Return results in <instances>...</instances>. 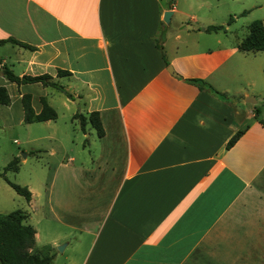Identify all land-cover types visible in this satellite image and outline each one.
Instances as JSON below:
<instances>
[{"label":"crops","instance_id":"obj_1","mask_svg":"<svg viewBox=\"0 0 264 264\" xmlns=\"http://www.w3.org/2000/svg\"><path fill=\"white\" fill-rule=\"evenodd\" d=\"M203 3L0 0V39L32 46L0 42V68L47 73L70 94L0 70L9 98L0 125L25 124L28 141L49 142L23 209L29 250L48 244L46 264H264V120L250 92L259 50H240L242 37L228 39L226 27L206 33L193 12ZM23 94L34 112L41 96L62 111L24 122ZM90 110L99 136L72 117Z\"/></svg>","mask_w":264,"mask_h":264},{"label":"rangeland","instance_id":"obj_2","mask_svg":"<svg viewBox=\"0 0 264 264\" xmlns=\"http://www.w3.org/2000/svg\"><path fill=\"white\" fill-rule=\"evenodd\" d=\"M194 1L197 2L199 0ZM202 1L204 2L202 6L194 5L193 7L196 19L205 27L210 25L208 22L211 21L221 25V27L216 30L206 29V33L217 31V33L222 34V29L226 27L228 39H234L241 38L245 35L247 32V24L253 19H260L264 25V0ZM194 26L197 27L196 24H194ZM198 27L200 29L202 26L198 25ZM254 55L259 72L253 71L250 75L255 81L254 85H252V91L250 92L256 94L257 101L255 105H257L258 107L256 108L259 109L258 116L264 120V49L255 52ZM240 78L239 86L246 87L245 81H247L248 78L242 75ZM51 90L56 95H60L58 91ZM248 96H250V94ZM72 101L75 102V97H73ZM56 108L58 113L62 111L61 106L56 105ZM24 125L25 124H21L16 127H3L0 125V166L4 165L13 155L18 156V169L14 172H7L6 175L8 179L26 186L27 182H32L37 187L39 182H42V166L45 165L44 161L48 160V156L44 155L43 149L47 147L49 142L45 137L38 138L33 142L28 141L26 139L27 130L24 128L26 127ZM74 126L77 127L76 124H74ZM40 129H45V127L41 126ZM32 145L39 146V148L30 149ZM15 208L28 210L26 200L20 194H17L0 177V212H7ZM42 242L44 241L40 243ZM45 246H48V244L43 243L41 251L47 249ZM67 249L68 248H66L64 253L67 252Z\"/></svg>","mask_w":264,"mask_h":264},{"label":"trees","instance_id":"obj_3","mask_svg":"<svg viewBox=\"0 0 264 264\" xmlns=\"http://www.w3.org/2000/svg\"><path fill=\"white\" fill-rule=\"evenodd\" d=\"M220 24H210L205 29L216 30L220 28ZM5 40L32 48L31 45L7 37L0 39V42ZM237 47L242 51H257L264 49V25L260 19H253L247 24V32L237 43ZM2 74L9 80L19 82H35L38 81L43 85H49L63 91L67 96L70 94L63 86L51 79L47 73L20 76L14 74L8 67L0 68ZM69 73L66 69L58 68L56 75H64ZM187 80L194 82L198 87H207L212 93H218L205 80L201 78L191 77ZM8 94L4 86L0 85V103L8 102ZM41 107L37 112H34L30 105L29 95L21 96V106L24 122L40 121L45 119H53L56 117V111L51 107L43 96L40 97ZM258 108H254V113H258ZM73 118H77L79 125L83 126L84 122H88L95 130L96 135L102 134L101 123L96 110H90L86 114L74 112ZM242 129H237L227 139L225 146H230L234 140L240 135ZM19 158L13 155L4 165L0 166V176L3 180L17 193L20 194L26 201L30 198V190L24 184L16 183L6 176L7 171H16L18 169ZM26 213L21 208H15L7 212H0V264H46L52 258V253L49 252L48 246L44 251H30V247L34 242V228L29 223L25 222Z\"/></svg>","mask_w":264,"mask_h":264},{"label":"water","instance_id":"obj_4","mask_svg":"<svg viewBox=\"0 0 264 264\" xmlns=\"http://www.w3.org/2000/svg\"><path fill=\"white\" fill-rule=\"evenodd\" d=\"M170 13H171L170 10H164V12H163V16H162V20H163L165 23L168 21V17H169V15H170ZM166 70H167L169 73H171V74H173V75H176L175 71L173 70V68H172V66H171L170 64L166 65ZM245 99L248 100V101H251V102H254V100H255V98H254L253 96H247V97H245ZM76 100H77V99L75 98V101H76ZM63 244H64V243H61V244L56 245V248L60 250V249L62 248Z\"/></svg>","mask_w":264,"mask_h":264}]
</instances>
